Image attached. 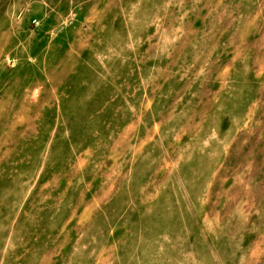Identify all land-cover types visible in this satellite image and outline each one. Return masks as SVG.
Segmentation results:
<instances>
[{
  "label": "rangeland",
  "instance_id": "obj_1",
  "mask_svg": "<svg viewBox=\"0 0 264 264\" xmlns=\"http://www.w3.org/2000/svg\"><path fill=\"white\" fill-rule=\"evenodd\" d=\"M0 264H264V0H0Z\"/></svg>",
  "mask_w": 264,
  "mask_h": 264
}]
</instances>
